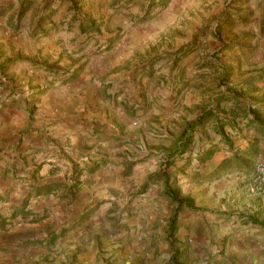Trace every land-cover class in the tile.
<instances>
[{"label": "crops", "instance_id": "0c3cea01", "mask_svg": "<svg viewBox=\"0 0 264 264\" xmlns=\"http://www.w3.org/2000/svg\"><path fill=\"white\" fill-rule=\"evenodd\" d=\"M87 76L43 96L31 117L26 107V118L0 110V221L9 223L0 229V264H264V194L250 192L264 161V78L255 95L224 101L228 130L213 104L210 118L198 113L205 120L187 144L171 123L187 99L166 102L155 91L145 101ZM158 147L182 152L167 173L194 204L172 236L175 207L163 185L141 192L158 176Z\"/></svg>", "mask_w": 264, "mask_h": 264}, {"label": "rangeland", "instance_id": "374dc122", "mask_svg": "<svg viewBox=\"0 0 264 264\" xmlns=\"http://www.w3.org/2000/svg\"><path fill=\"white\" fill-rule=\"evenodd\" d=\"M85 75L145 101L155 91L187 99L171 122L185 139L212 104L228 130L224 101L255 95L264 78V0H0V110L31 117L43 96ZM179 152L158 147L152 174H170Z\"/></svg>", "mask_w": 264, "mask_h": 264}, {"label": "trees", "instance_id": "16d2710c", "mask_svg": "<svg viewBox=\"0 0 264 264\" xmlns=\"http://www.w3.org/2000/svg\"><path fill=\"white\" fill-rule=\"evenodd\" d=\"M253 112H251L252 114ZM255 120L259 121L258 117H254ZM202 120L204 119V116L202 115L201 117H199L198 119L195 120V124L197 125L198 123L202 122ZM193 125V126H194ZM193 126H191V129L193 128ZM264 127V125H263ZM192 131L190 130L189 133H191ZM184 136V133H183ZM190 137V135H189ZM186 141L188 142L187 144H190V138L186 139ZM182 153V152H179ZM169 166H166L165 169L161 170L158 176H154V177H150L146 180V182L144 183L141 192H144L148 186L150 185H157V184H162L163 185V192L162 195L167 198L170 203L175 207L174 208V212L172 214V217L169 220V230H170V235L172 236V232L174 230V225L176 223L177 217L178 215L183 211V210H187V211H193L194 210V204L192 202V200L188 199V198H183L179 192V190L176 187V183L175 182H171L169 179V175L167 173V169ZM49 191V189H47L45 192L47 193ZM2 201V198L0 197V202ZM17 214L13 215V217H15ZM18 215L21 216H25V214L23 213H18ZM9 223H6L5 221H0V229H3L6 227V225H8ZM56 240V237L53 239Z\"/></svg>", "mask_w": 264, "mask_h": 264}, {"label": "built area", "instance_id": "2783aa9c", "mask_svg": "<svg viewBox=\"0 0 264 264\" xmlns=\"http://www.w3.org/2000/svg\"><path fill=\"white\" fill-rule=\"evenodd\" d=\"M250 192L254 195L264 194V163L260 161L254 166Z\"/></svg>", "mask_w": 264, "mask_h": 264}]
</instances>
